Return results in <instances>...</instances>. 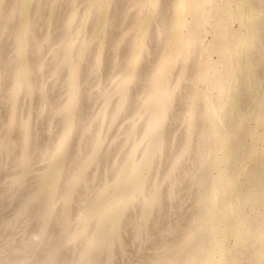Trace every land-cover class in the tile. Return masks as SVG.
<instances>
[{"label": "bare ground", "instance_id": "6f19581e", "mask_svg": "<svg viewBox=\"0 0 264 264\" xmlns=\"http://www.w3.org/2000/svg\"><path fill=\"white\" fill-rule=\"evenodd\" d=\"M7 2L11 0H0V74L7 69L6 49L11 63L20 66L19 77L41 82L45 73L43 91L50 98L53 72L66 60L64 77L74 81L64 90L68 101L60 106L44 103L28 109L12 91L2 96L7 105L17 102L20 122L6 125L19 135L8 146L0 145V157L15 141L20 153L10 167L12 177L0 181V208L10 206L4 197L7 189L17 198L20 186L14 177L32 161L44 169L36 180L53 165L62 169L61 199L50 197L36 215L38 236L32 242L17 239L22 256L8 250L12 263L30 262L31 246L38 244L50 257L93 264L101 245L98 237L108 235L107 253L98 264H136L149 256L156 240L162 246L150 253L149 264H168L176 253L184 258L179 264H194L189 262L193 253L201 257L196 264H264V88L254 86L256 71L264 68L263 57L256 56L264 45V0H147L145 5L140 0H71L63 10L65 0ZM58 32L68 33L65 43ZM46 43L52 56L42 63ZM55 46L69 50L67 58ZM126 48L131 57L125 77L115 72L116 81L104 89L103 58L110 56L111 68H117ZM241 78L242 87L237 84ZM97 100L101 112L94 123L84 104ZM175 101H180L182 115L175 114ZM238 102L244 105L243 114H237ZM150 112L156 116L147 121ZM116 114L122 118L121 131L110 135L108 119L113 123ZM139 116L144 117L140 124ZM63 119L68 128L50 135L49 122ZM228 119L231 129L224 133ZM28 120L40 122L46 142L33 145ZM135 133L141 137L126 153L128 139L122 135ZM37 135L41 137L38 130ZM49 141L55 145L50 151ZM111 148L116 150L112 160ZM98 174L107 181L92 192ZM205 175L208 185L201 184ZM72 178L78 180L75 192L84 199L67 215ZM186 206L192 210L186 234L196 233L198 224L203 234L198 241L182 231ZM24 215L15 228L9 224L5 235L0 232L2 252L15 229L27 225ZM27 231L21 232L29 237ZM250 250L252 260L247 261ZM230 254L235 260L228 259ZM33 258L31 264H36L37 255Z\"/></svg>", "mask_w": 264, "mask_h": 264}, {"label": "rangeland", "instance_id": "374dc122", "mask_svg": "<svg viewBox=\"0 0 264 264\" xmlns=\"http://www.w3.org/2000/svg\"><path fill=\"white\" fill-rule=\"evenodd\" d=\"M15 0H11V2H7V6H10L11 4H13ZM147 0H140L142 5H145L143 3H145ZM71 2V0H65V3L62 8L60 10L65 9V7H69V3ZM9 3V4H8ZM83 5V4H81ZM85 5V4H84ZM4 7V5L2 6ZM10 8V7H9ZM4 9H8V8H4ZM61 14V13H60ZM59 21L63 20V22L65 21V17L64 15L62 16L61 20L57 19ZM60 25H58L57 27H59ZM57 34L60 35V40L62 43H65V41L68 39V33H64L62 32V34L60 32H58ZM51 35V34H50ZM51 36L52 39L55 36V33L52 34ZM263 36V35H262ZM262 39V37H261ZM55 40V38L53 39ZM263 40V39H262ZM50 44L48 45V43L45 44V48H43V50H45L43 57L46 59H42V63H45L46 61H48V59H51L50 56H52V49L48 50L50 48ZM84 48L87 49L86 46H84ZM55 49L57 51V54L60 55V57L63 58H67L69 50H66L65 47H60V46H55ZM131 49L126 48L125 50L122 49V51L120 52V56L118 57L119 61H118V65L117 68H111V65L109 64V61L111 60L110 56H107L105 58H103V64H102V69L104 70V72L102 73L103 77H104V81L105 83L102 84V87L105 89L111 85L114 84V82L116 81V78L113 77L112 75L118 74L122 77H125L126 75V71H125V67H126V63H129V60L131 57ZM4 53H5V57L8 58V60H6V70H2L1 74H0V145H9L12 141H14L12 138H14L15 140L18 139L17 135H19V133L16 132H10L7 130L6 125L9 122H20V117H19V113L18 110H16V104L17 102H8V105L6 102H4L6 99H4L2 96L4 95V93L6 92H13L14 94H16L15 98H21V104L22 102H24L25 106L29 109V106H31L32 108H34V106H38L45 103V105L50 104L51 106L54 104L55 106H60L59 104H63L66 103L68 101V97H69V92L64 93V90L66 89V87L68 88L71 84L74 83V81L72 79H68L65 76V67L66 64L69 60H66L65 62H63L62 64H60L58 67H56L55 72H53V76L51 79V82L53 83V86L51 85L52 88V98H50V96H46L45 91H43V86H44V81L46 80L45 77V73L42 71L41 72V82L39 81H33L32 79H28V77H19L18 76V69L20 68V66H16L14 63H11L12 61V53H9V50L7 51L6 49H4ZM253 56H255V54H250L249 59H254ZM257 57L264 59V45H262L260 47V49L258 50V55H256ZM80 57H78L79 59ZM61 60V59H60ZM104 61H108V62H104ZM246 61H249L248 59ZM262 64V62H261ZM155 71L153 70H149V73L152 74ZM256 78H254V86L256 88L261 87L264 88V77H262V75H264V68H260L256 71ZM120 79H122L120 77ZM240 87L243 86L244 84V79L241 78V80L237 83ZM36 85H38L39 90L36 91L37 93H34L35 89L38 88ZM18 86V88L16 89V87ZM89 86V82L86 83V85H84L85 89ZM34 87V88H33ZM114 88V87H112ZM115 89V88H114ZM252 92H253V87H252ZM101 98V97H100ZM139 98V97H138ZM100 100V99H99ZM99 100L95 101V102H89V103H85L84 106L87 107V111H86V115L87 116H91L93 118V122L96 123L98 121V113H100L101 111L99 110L100 108V102ZM19 102V101H18ZM6 103V104H5ZM119 103H121V100H119ZM180 101L178 102H174L172 103V108L175 112V114L178 115H182L183 112L180 108ZM135 105V104H134ZM15 109L12 110V109ZM244 108V105L241 102L237 103L236 109L238 111H240L239 113L237 112V110L235 109V111L237 112V114H243L242 109ZM225 112H228L229 107L224 108ZM105 111V110H102ZM144 112V111H143ZM108 114V113H106ZM147 115V113H145ZM226 114V113H225ZM109 115V114H108ZM22 117L27 118V114H23L21 115ZM118 114L115 115V119L113 121V123L108 119V122H110L111 126L108 128V130L106 131L108 134L113 135L115 132H118V130H120V122H121V117L118 116ZM156 116V113H148L147 115V121L149 120H154V117ZM16 118V120H14ZM144 119V117L139 116L138 117V122L139 124L142 122V120ZM26 120V119H25ZM29 122V129L33 130V140L34 142L33 145L40 144L42 142H46L47 140V136L45 135V131L43 130V128L40 125V122L38 123H34L30 120H28ZM230 122L231 119H228L225 121L224 125L226 126V129L224 130V133H227L230 131ZM63 127H67L68 128V121L66 120H59V121H50L49 122V128L48 130L50 131V135H55V132L59 131L60 129H62ZM142 127V126H141ZM6 129V130H4ZM37 130L40 131L41 133V137H38V135L35 137L34 133ZM42 130V131H41ZM141 131H143L142 129H140ZM121 131V130H120ZM105 132V131H104ZM119 133V132H118ZM12 137V138H11ZM122 137L124 139H128L127 142V146H126V153L130 152L131 147H133L136 143V141L141 137V134L139 133H135V134H125L122 135ZM36 142V143H35ZM105 142L107 143L108 140L105 139ZM17 142L15 141L14 146H12V148L7 151L6 153L3 154V157H0V181L4 180V179H8L10 177H12V175H10V167L13 166L15 163H17L15 161V158L18 157L20 150L18 149L19 147L16 146ZM47 149L53 150V147H55V145L52 143V141H49L47 144ZM36 147V146H35ZM49 147V148H48ZM112 149V154H111V160L116 156V150ZM177 151V148H175ZM127 155V154H125ZM187 157V156H185ZM36 163H34L32 161L31 164H29V167H24V170L22 172L21 175H18L17 178L19 181L17 182L19 184V189L17 190L16 194H17V198H15L12 194L11 191H9L8 189L4 192V197L7 200V202H10V206L5 208H0V232L1 235H5L7 232V228L10 225H12V228H15L16 226L14 224H16V222H19V216L22 214V212L25 214L24 215V224L25 227L23 229H15L16 231L14 232V239H10L7 242H3V244L5 245V249L4 252H2V247L0 246V264H13L8 257V250L10 251V254L12 255L13 252H18L21 256H22V252H23V247L19 246L18 243L19 241L17 240L19 237L24 236V238H31L29 240H26V242H32V238H34V236H38V234H36V225L37 223L35 222V217L37 214L41 213L43 210H45L46 204L48 201H50V197H53V199H61V194H60V179L58 176H61V174H59V172L61 173V168L58 165H53V167H51L49 169V171L47 170V172H45L44 174H42V177L39 180H36L35 177L37 174H41L44 172V169L39 165L40 163H38V160L35 161ZM32 166V167H30ZM27 168V169H26ZM106 169H103L102 174H106L105 173ZM107 172V170H106ZM217 169L215 168L213 170V174L217 173ZM33 173V176L30 177V175ZM108 174H109V170H108ZM208 174H210V172H208ZM24 177V178H23ZM20 178V179H19ZM238 178V177H237ZM75 181H78L75 178H72ZM110 179V178H107ZM236 179V177H235ZM210 178L207 177V175L204 176V178L201 180V184L204 183V185H208V183L210 184ZM237 180V179H236ZM253 180V179H251ZM38 181H40L38 183ZM107 181V180H106ZM105 181V177L102 176L100 177V174H98L95 178H94V182L96 183L92 188V192L96 189H102V187L105 185L106 183ZM73 184V181L71 182ZM78 182H75L72 190L70 191L69 195L67 196V199L65 200V208H66V214L69 215L70 211L73 207L75 206H79L83 201V196H81L80 194H78L77 192H75V187L77 186ZM248 186H250V184L248 183ZM207 187V186H206ZM204 187V189L206 188ZM245 189V187H244ZM245 192V191H244ZM33 201L32 204L30 205L29 208H26V202L27 201ZM55 201H52V203H54ZM227 203H231V198L227 197ZM197 208V207H196ZM184 210H186V214H185V218L181 221L182 222V231L186 234V227L189 226L190 224V215L192 213V210L189 209L187 206L183 208ZM158 218V217H156ZM263 223H264V219H262ZM173 225L175 226V224L173 223ZM198 225V224H197ZM196 225V229L194 230L196 233H188L186 235L188 236V239H197L198 241V235L202 236V229L200 227H198ZM28 228V229H27ZM28 230L27 234L30 235L29 237L25 234H23L21 231L23 230ZM201 229V230H200ZM13 230V229H12ZM148 234V233H147ZM96 237V236H95ZM107 238L108 235H100L97 239L98 244L100 243L101 245H99V249L97 250L96 253V259L92 261L93 264H98V261H100L101 257L103 255H105L107 253L108 250V242H107ZM232 238H230L229 243H230V247H232L233 249L235 248V245L232 243ZM35 244V243H34ZM103 244V246H102ZM205 242H203V240L201 241V243L199 245H201L199 248H202V246H204ZM34 246V247H33ZM31 246L32 249V254L33 255H37V259H36V264H45V260L48 262H50L49 264L53 263V264H72L71 260L69 258H64V257H50L51 253L48 249L41 247L38 244H35ZM161 241L160 240H156L151 244V248L149 249L150 253H152L154 250H156L157 248L161 247ZM237 250L240 252V247L237 248ZM149 253V256H147L145 259L139 261H136V264H149L147 262H153L152 257ZM229 253V252H228ZM198 256H202L203 255V251H201V253H198ZM234 254V253H233ZM233 254L228 255V259H232L235 260V258H232ZM33 255L31 256L30 262H26L25 264H31L33 263ZM252 256L253 253L250 250V254L247 255L245 258H247L248 260H252ZM17 258H19V255L16 256ZM201 257H197L196 253H193V255H189V262H193L194 264H196L197 261L200 260ZM205 258V257H204ZM244 258V260H245ZM39 259L41 261H39ZM184 259L182 257V255H180L179 253L173 254L172 257H170L168 259V264H179L180 261ZM24 260V259H21ZM25 261V260H24ZM161 264V263H158ZM238 264V263H237ZM242 264H246V260L244 262H242Z\"/></svg>", "mask_w": 264, "mask_h": 264}]
</instances>
